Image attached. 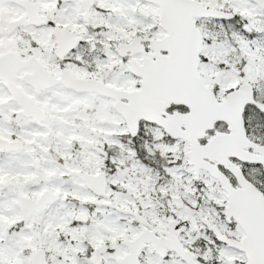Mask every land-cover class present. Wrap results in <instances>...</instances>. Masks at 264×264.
Listing matches in <instances>:
<instances>
[{
  "label": "snow or ice",
  "instance_id": "snow-or-ice-1",
  "mask_svg": "<svg viewBox=\"0 0 264 264\" xmlns=\"http://www.w3.org/2000/svg\"><path fill=\"white\" fill-rule=\"evenodd\" d=\"M0 264H264V0H0Z\"/></svg>",
  "mask_w": 264,
  "mask_h": 264
}]
</instances>
